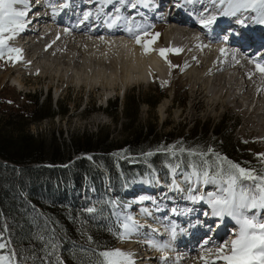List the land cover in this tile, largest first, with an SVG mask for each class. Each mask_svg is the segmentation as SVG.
Returning a JSON list of instances; mask_svg holds the SVG:
<instances>
[{"label": "bare ground", "instance_id": "6f19581e", "mask_svg": "<svg viewBox=\"0 0 264 264\" xmlns=\"http://www.w3.org/2000/svg\"><path fill=\"white\" fill-rule=\"evenodd\" d=\"M205 1L209 9L203 14L200 13V6L203 4H196L195 0H125L123 3L121 0H46L45 9L52 14L39 22L46 28L35 29L39 23H30L25 17V27H28L26 33L19 32L7 42L8 47L21 51L11 52L10 56L16 60V71L19 73L32 66L38 69L44 65L42 67L45 69L48 64L55 62V74L60 71L61 76L65 77L72 70L80 77V74L86 72L82 68L88 64L99 65L97 67L103 71L102 60L107 57L106 53L112 51L117 56H122L125 75L118 76L117 71L116 74L111 72L110 77H117L118 80L120 78L122 88L127 89L129 83L126 82L148 83L157 79V76L162 80L168 78L173 60H177L179 55L172 58L167 52L165 60L159 55V49H167L165 43L170 41L176 49H181L182 58L189 67L186 76L192 85L189 107L192 119L202 115L207 117L220 114L221 111H217L220 103L224 107L228 98L236 101L243 98L249 109L257 112L259 116L263 115L260 121H264V74L257 71L255 63L250 62L256 61L264 65V52H261L264 50V40L256 41L260 38L258 33L250 35L245 27L241 26V21L253 30L259 26L253 27L249 19L242 17L243 13H237L236 16L220 15L221 5ZM189 2L191 15L183 10L188 9ZM133 3L136 4L134 8L131 6ZM147 3L150 8L156 9L155 16L159 14V18L166 17L164 21H171L164 33L165 41L150 43L149 48L155 50L145 54L144 47L136 43L128 30L131 29L133 34L141 33L142 31H136L146 25L150 26L158 17L152 19V16H147L144 20L141 18L135 21L139 16H143V12L148 13L142 11V7H147ZM17 7L22 9L24 6ZM73 7L80 11L78 16L72 12ZM209 16H215L216 20L205 28L201 21L207 20ZM91 21L96 24L97 29L90 28ZM237 25L241 26L239 30L232 29ZM261 28H264V25ZM222 32H231L230 39L235 41V45L226 41L227 36L222 38ZM259 47L261 49H257ZM222 48L225 49L224 53L220 51ZM250 53L252 54L248 55ZM62 65L65 67L62 68ZM76 65L79 67L74 68ZM89 80L93 81V84ZM104 80L107 79L101 80L98 74L86 78L84 82L89 86L104 85ZM14 81L20 86L23 84L19 78ZM105 83H112L114 87L116 82ZM172 104L171 98H166L160 103L158 112L163 118L167 116ZM205 106L207 109L203 110ZM179 183L181 181L178 180L170 191L164 193H161L163 189L157 186L152 194L154 196H146L134 214L125 216L132 217L138 227L129 238L120 242L117 249L132 253L135 264H205L201 256L207 257L209 252L214 253L220 245L234 238L233 233L237 228L235 221L232 222V219L227 217L221 220L213 215L208 202L202 204L206 206V210H201L200 205L198 208L194 206L198 200L185 203V199L176 197L166 202L162 195H175ZM163 184L161 185L165 187ZM193 211L200 214L195 216ZM228 223L230 226L227 231L221 234ZM168 234L173 235L174 240L179 243L177 250L172 249L173 243L165 237ZM209 240L210 243L206 245L205 242ZM201 244V248L205 246L203 249L199 248ZM216 264L222 262L217 261Z\"/></svg>", "mask_w": 264, "mask_h": 264}, {"label": "rangeland", "instance_id": "374dc122", "mask_svg": "<svg viewBox=\"0 0 264 264\" xmlns=\"http://www.w3.org/2000/svg\"><path fill=\"white\" fill-rule=\"evenodd\" d=\"M138 1L141 2V0ZM149 1L152 0H147V2ZM141 4L143 5V1ZM146 6L142 7V11H148V13L143 12V16H139L135 21L141 18V20H144L147 16H152V19H154V17L159 15L155 16L157 11L154 7L150 8L148 3ZM72 12L75 16L80 14V11L74 7L72 8ZM167 12L169 13V10ZM243 15L242 17L247 20L248 16L252 14L246 12ZM165 18H159L158 16L150 26L146 25L140 31H136V33L141 31V33L144 31L149 33L147 36L141 35L142 43L148 42L149 46L150 43L154 44L158 41H165L164 33L171 21L169 19L164 21ZM249 23L252 26L254 25L253 27H259L253 30L250 27L248 29L244 23H241V26L245 27V30L252 36L253 33L257 32L260 40L256 41L264 40V28H261L263 25L254 24L251 19H249ZM241 26L237 25L232 29L239 30ZM156 33H159L158 37L155 35ZM241 38H243L242 35ZM165 45L167 49H176L175 45L170 41H167ZM168 53L172 58L178 55L179 57H177V60H173V66L167 75V79L162 80V78L157 76V79L148 83L126 82L129 83L127 84V89L122 88L120 78L118 80L117 77H114V79L110 77L111 72L116 74L117 71L118 76L125 75V65L122 63V56L119 57L112 51L106 53L107 57L105 60H102L104 61V65L101 64L104 66V69L101 66V70L103 71H100L99 67H97L99 65L88 64L82 68L86 72L80 74V77L76 74V71L73 72L72 70L65 77L61 76L60 71L55 74L54 69L57 66L55 62L48 64L45 69L42 67L44 65H41V69L38 68L39 70L32 66V68L29 67V69H25L26 71L24 70L22 73H19L16 71L17 62L10 56L7 49L4 50L3 55H0V113L8 110L19 112L21 110L20 107L28 105L29 103L27 104V102L32 103L35 96H38L40 101L44 103L50 100L56 113L62 112V110L65 111V114H58L53 118H47L30 125L29 130L32 134L43 136L47 141H50L52 134H54L58 142L69 145L72 144V137L75 136L84 145L86 144L82 139L84 134H99V138L101 139H104L109 134L110 138L114 141H121L129 134L152 131L153 136L150 138L151 141H157L160 145L167 144L164 152L169 153V157L166 158L169 167L168 178L162 176V179L161 173L155 170L150 163L145 162L149 165L151 172L144 175L139 174L128 181H124L122 191L118 194L111 187L110 180L107 177L104 192L108 196L106 198L110 203L109 206H111L110 211L115 218V224L111 225L107 232H124L122 225L129 223L125 217L126 215L134 214V211L139 208V203H142L146 196H154L152 194L153 191L155 192L157 186L158 188H162L163 191L161 193H164L165 191H170L178 180L181 181L179 183L180 186L178 185V189L175 190L178 196L176 194H166V196L162 195L163 199L168 202L169 199L179 197L181 200L185 199V203H191V200H194L192 197L204 195L205 199H199L194 206L198 208L200 205L199 208L201 210H206V206H202V204L207 202L206 194L216 191L219 185L212 183L204 184L202 181H197L195 177H192L191 180L186 179L185 177L193 171L189 166L190 164H196L198 166L197 171L200 172L203 169V161L206 160L210 166L208 167L209 174L212 175L217 171V164H222L224 170L225 168V171L228 170L227 163H222L223 159L226 158L227 161L238 164L246 170H254L253 168L240 165L229 156L221 154V148L217 153L213 150L217 132L220 133L218 143L225 149L229 150L232 143L238 144L240 151L246 153L253 162L258 163L261 160L262 164L260 174L258 175H264V158L260 155L264 154V121H260L263 115L260 114L259 116L257 112L255 113L249 109L243 98L239 101L228 98L227 104L224 107L221 103L217 106V111H221L220 114L216 113L207 117L202 115L196 119H192L189 114L192 85L188 76H186L189 67L185 64L180 51L178 53L175 51ZM64 67L62 65V68ZM77 67L79 66H74V68ZM98 74L101 76V80L107 79L104 80V85L94 84L89 86L84 82L86 78ZM16 78L22 81V86L14 81ZM108 81L116 82L113 84L114 87H112V83H105ZM89 82L93 84V81L89 80ZM108 87L110 90L107 89ZM166 98H171L173 104L170 106L167 116L163 118L158 112V108L160 103ZM116 103L117 109L114 110ZM205 109H207L206 106L203 107V110ZM111 111H115L116 117L110 114ZM178 111H180L179 114L177 113ZM130 113H134L135 117L130 119ZM167 135L172 136L167 137ZM229 139H231V142ZM120 146L122 145H118L117 147L121 149L122 147ZM152 152L148 150L141 155L145 157ZM81 156L92 160L90 153H83ZM77 157L79 156L75 153L73 158ZM127 157H131L130 159L134 161L137 159L133 158L136 157L135 155H128ZM176 165L180 166L176 167ZM162 183L165 184V187L161 185ZM85 184L86 186L84 185L82 190L75 193V196L73 194L76 201H96L99 196L97 189L90 180L89 182L86 181ZM192 213L195 216L200 214L197 212L195 214L194 211ZM230 223L227 224V227L223 228L221 234L227 231ZM87 228L89 229V227ZM230 232H228V235H230ZM121 241L118 238L113 249H117ZM0 242L3 241L0 239ZM78 243L83 245L80 239ZM2 253L6 255L3 250Z\"/></svg>", "mask_w": 264, "mask_h": 264}, {"label": "trees", "instance_id": "16d2710c", "mask_svg": "<svg viewBox=\"0 0 264 264\" xmlns=\"http://www.w3.org/2000/svg\"><path fill=\"white\" fill-rule=\"evenodd\" d=\"M30 103L19 112L0 113V239L10 242L3 252H14L15 264H96L99 252L112 250L120 234L107 232L115 224L104 192L107 177L118 194L124 181L151 172L145 162L168 178L167 144L151 141L152 131L129 134L121 141L109 134L104 139L99 134H84V145L75 136L70 145L58 142L54 134L47 141L32 134L30 125L65 111L56 113L50 100L44 103L38 96ZM110 114L116 117L115 111ZM129 116L135 117L134 113ZM219 135L213 149L216 153L221 148V154L260 174L261 160L253 162L238 144L225 149L218 143ZM148 150L153 152L143 157ZM75 153L79 157L73 158ZM83 153H90L92 160ZM89 180L98 199L76 201L75 193Z\"/></svg>", "mask_w": 264, "mask_h": 264}, {"label": "snow or ice", "instance_id": "6c2138e0", "mask_svg": "<svg viewBox=\"0 0 264 264\" xmlns=\"http://www.w3.org/2000/svg\"><path fill=\"white\" fill-rule=\"evenodd\" d=\"M123 2L125 0H121V3ZM212 3L222 6L220 15L236 16L237 13L247 12L252 14L248 16V19L256 24L264 25V0H212ZM17 5L24 7L21 9ZM131 6L134 8L136 4L133 3ZM27 8L28 0H0V55L4 54L5 49L9 53L21 51L8 47L7 42L24 29ZM215 20V16H209L207 20H202L201 24L207 28ZM128 31L134 36L136 43L144 47L145 54L155 50L149 48L148 42L141 41V35H149L147 31L140 34H133L131 29ZM155 35L158 37L159 33ZM170 51L178 53L181 49L162 48L159 49V55L167 60L166 53ZM220 51L224 53L225 49L222 48ZM250 62L255 63L257 71L264 74V65L256 61ZM260 155L264 158V154ZM222 163H227L228 170L225 171L222 164H217V171L212 175L208 171L210 167L208 161H203V169L200 172L197 171L196 164H190L193 171L185 177L188 180L195 177L197 181H202L204 184H218L216 191L206 194L212 214L221 220L230 218L237 226L233 233L234 238L220 245L214 253L209 252L207 257L201 256V259L205 261V264H216L217 261L222 264H264V175H257L254 170H246L238 164L227 161L226 158ZM179 166L176 165V167ZM245 181L250 183H244ZM192 199H205V196H194ZM87 211L93 212L95 209L89 208ZM127 220L129 223L122 225L124 232L119 234L121 240L129 238L138 227L132 217H127ZM9 243L0 242V253L9 246ZM98 255L100 259L96 264H135L132 259L133 254L120 249L101 251ZM15 256L14 252L8 255L0 254V264H15Z\"/></svg>", "mask_w": 264, "mask_h": 264}]
</instances>
